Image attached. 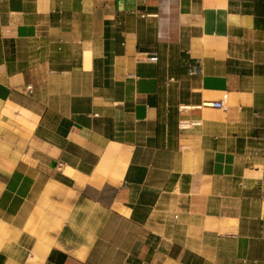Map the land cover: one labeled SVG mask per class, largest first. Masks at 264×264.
I'll use <instances>...</instances> for the list:
<instances>
[{
	"label": "crops",
	"instance_id": "crops-1",
	"mask_svg": "<svg viewBox=\"0 0 264 264\" xmlns=\"http://www.w3.org/2000/svg\"><path fill=\"white\" fill-rule=\"evenodd\" d=\"M0 264H264V0H0Z\"/></svg>",
	"mask_w": 264,
	"mask_h": 264
},
{
	"label": "built area",
	"instance_id": "built-area-1",
	"mask_svg": "<svg viewBox=\"0 0 264 264\" xmlns=\"http://www.w3.org/2000/svg\"><path fill=\"white\" fill-rule=\"evenodd\" d=\"M148 60L157 61V57L156 56H150L148 58ZM226 101H227V95H224L220 101L213 102V103H210L208 105L212 108L225 111L227 109Z\"/></svg>",
	"mask_w": 264,
	"mask_h": 264
}]
</instances>
